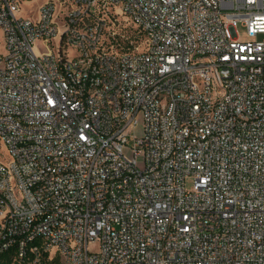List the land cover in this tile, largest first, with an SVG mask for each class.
<instances>
[{"label":"built area","instance_id":"1","mask_svg":"<svg viewBox=\"0 0 264 264\" xmlns=\"http://www.w3.org/2000/svg\"><path fill=\"white\" fill-rule=\"evenodd\" d=\"M24 1L0 0V264H264V0Z\"/></svg>","mask_w":264,"mask_h":264},{"label":"rangeland","instance_id":"2","mask_svg":"<svg viewBox=\"0 0 264 264\" xmlns=\"http://www.w3.org/2000/svg\"><path fill=\"white\" fill-rule=\"evenodd\" d=\"M49 0H25L22 4L23 10L21 11V15L23 16H27L28 14H34L37 12V10L39 9L40 6H42L43 4H45L46 2H48ZM126 24L123 23L122 27H125ZM126 34L129 37V40H136L138 38V34L135 31V29H133L132 27H128L126 29ZM238 34L242 37L245 38L244 36V30L240 27L238 29ZM264 36H259L258 40H262ZM36 52L39 54V49L36 46ZM5 53V44H4V37H3V33L0 30V56H4ZM0 151L5 153V147L1 144L0 145ZM192 186V180L189 179L187 182V187L190 188ZM99 249V246L96 244L94 245H90V250L97 252Z\"/></svg>","mask_w":264,"mask_h":264}]
</instances>
